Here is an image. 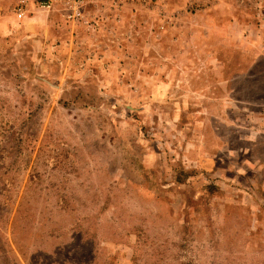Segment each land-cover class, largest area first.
Returning <instances> with one entry per match:
<instances>
[{
  "label": "rangeland",
  "instance_id": "obj_1",
  "mask_svg": "<svg viewBox=\"0 0 264 264\" xmlns=\"http://www.w3.org/2000/svg\"><path fill=\"white\" fill-rule=\"evenodd\" d=\"M23 1L0 264H264V0Z\"/></svg>",
  "mask_w": 264,
  "mask_h": 264
},
{
  "label": "built area",
  "instance_id": "obj_2",
  "mask_svg": "<svg viewBox=\"0 0 264 264\" xmlns=\"http://www.w3.org/2000/svg\"><path fill=\"white\" fill-rule=\"evenodd\" d=\"M83 0H37L36 4L39 8L49 10L53 5H63L68 7L69 18H77L80 14L79 8L82 6ZM26 4L24 1H20L16 5V15L21 17L24 15Z\"/></svg>",
  "mask_w": 264,
  "mask_h": 264
},
{
  "label": "crops",
  "instance_id": "obj_3",
  "mask_svg": "<svg viewBox=\"0 0 264 264\" xmlns=\"http://www.w3.org/2000/svg\"><path fill=\"white\" fill-rule=\"evenodd\" d=\"M28 2H30V1H27V3L25 1V4H26L27 7H28ZM16 4H17V2L15 0H0V21L1 20L9 21V20L13 19L9 15L11 13V9ZM15 17H18V16L15 14Z\"/></svg>",
  "mask_w": 264,
  "mask_h": 264
}]
</instances>
